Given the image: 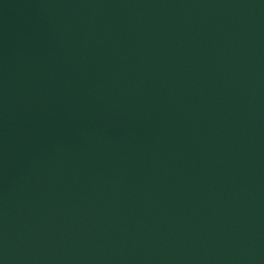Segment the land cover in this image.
<instances>
[{
  "label": "water",
  "instance_id": "1",
  "mask_svg": "<svg viewBox=\"0 0 264 264\" xmlns=\"http://www.w3.org/2000/svg\"><path fill=\"white\" fill-rule=\"evenodd\" d=\"M0 264H264V0H0Z\"/></svg>",
  "mask_w": 264,
  "mask_h": 264
}]
</instances>
